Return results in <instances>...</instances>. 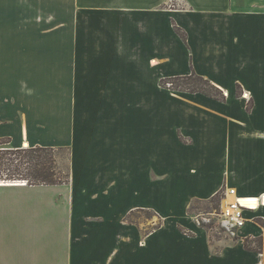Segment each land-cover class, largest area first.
I'll list each match as a JSON object with an SVG mask.
<instances>
[{"label": "crops", "instance_id": "1", "mask_svg": "<svg viewBox=\"0 0 264 264\" xmlns=\"http://www.w3.org/2000/svg\"><path fill=\"white\" fill-rule=\"evenodd\" d=\"M60 10L61 52L49 53ZM5 55L0 138L13 142L1 133L13 123L39 137L34 107L58 90L55 144L71 178L0 186V264H264L245 246L264 230V206L217 240L190 212L223 189L231 201L264 193V0H0ZM48 60L58 79L47 80ZM193 71L226 99L161 82ZM138 209L161 226L128 222Z\"/></svg>", "mask_w": 264, "mask_h": 264}, {"label": "rangeland", "instance_id": "2", "mask_svg": "<svg viewBox=\"0 0 264 264\" xmlns=\"http://www.w3.org/2000/svg\"><path fill=\"white\" fill-rule=\"evenodd\" d=\"M58 3L63 0H56ZM64 21V14L60 11H51V21H50V38H49V53L61 52V38L63 36L62 23ZM6 59L8 60L6 62ZM18 65L21 67H25V69L32 67V61L29 59H25L24 57H20L18 60ZM13 66L11 65V57L5 55L0 58V79H11ZM43 70V69H42ZM44 72V71H43ZM45 73V72H44ZM60 73V64L56 62H51L48 60V73L47 80L56 78L58 79ZM175 86L181 89V91L188 92H196L195 90H199V93H210L218 95V91L212 88L210 85H207L203 82H199L195 79H182L175 78L172 79ZM163 83V81L161 80ZM164 87L171 88V83H163ZM172 89V88H171ZM178 90V89H174ZM58 90L50 88L47 86L46 97L44 100H36L39 101V105L34 107L36 112L38 111L41 114L40 117L36 116V122L39 123L37 130H35L36 134L40 137L32 135L30 138L20 137L21 129L19 126H15V124L3 125L1 127V133H5L7 136L13 137V142H10V146L17 147L19 145L23 146L22 142L28 141L30 144L40 143V144H52L55 147L54 155H56L57 163L61 167V169L65 172H70V156L69 152L66 148H60L56 146V136H57V128H56V115L58 113L59 108V96L57 93ZM5 94L4 92H0ZM204 93V94H205ZM224 93V91H223ZM225 94V93H224ZM207 95V94H206ZM226 97V96H225ZM42 101V102H41ZM44 104V107H43ZM251 102L248 103V107H251ZM48 122L45 124L43 118ZM17 123V122H15ZM19 124V122L17 123ZM32 134V133H31ZM16 137V138H14ZM44 142H43V141ZM4 178V177H3ZM30 188V187H29ZM36 188L41 189V187L33 186L32 189L37 190ZM38 189V190H39ZM226 189L220 193L219 196L212 198L210 200H200V201H192L193 209L191 213H193L200 224H203L204 228L209 232V236L212 240H217L223 237H237L238 228L232 226L227 219L221 215V209L225 208V204L229 200L228 197L226 199H222V194ZM38 192V191H37ZM158 214L154 213L151 210H136V212H130L128 218L131 222H136L143 228V231L148 232L152 228H155L161 221L157 216ZM264 225V218H259ZM250 246L253 249H258L260 252L264 254V230L262 234L259 236H252L248 239Z\"/></svg>", "mask_w": 264, "mask_h": 264}, {"label": "trees", "instance_id": "3", "mask_svg": "<svg viewBox=\"0 0 264 264\" xmlns=\"http://www.w3.org/2000/svg\"><path fill=\"white\" fill-rule=\"evenodd\" d=\"M175 29L183 37V39L187 41V36L183 29L178 26H175ZM175 78L195 79L199 82H203L216 89V91H218V95L205 92L203 93L215 97L218 100L226 99L223 90L217 87L209 79L199 75L196 71H193L191 74L185 76L180 75L165 79L163 78L162 81L163 83L170 82V87L172 89L181 90L179 88L180 86L177 88L172 81V79ZM195 91L198 92L199 90ZM10 142H12L10 138H0V180L3 177L9 180L22 179L26 181L28 185H61L69 183L71 173L63 171L58 165L56 155H54L55 147L40 145L14 147L10 146ZM192 209L193 205L191 203L190 212ZM140 210L143 209H138V211ZM132 212H136V210ZM126 220L131 222L128 215L126 216ZM160 224L161 223H159L156 227L161 226ZM200 225L204 227L203 224ZM248 239L249 238H245V246L247 249L259 251L258 249H253L250 246Z\"/></svg>", "mask_w": 264, "mask_h": 264}, {"label": "built area", "instance_id": "4", "mask_svg": "<svg viewBox=\"0 0 264 264\" xmlns=\"http://www.w3.org/2000/svg\"><path fill=\"white\" fill-rule=\"evenodd\" d=\"M228 193H231L232 195H235V191L232 189H226L224 193L222 194V199H226ZM242 198H247L248 200H256L257 206H248L247 204L242 203L240 200ZM260 206H264V193H262L259 196L254 197H239L237 196L235 200L229 201L225 204V208L221 209V215L224 216L227 221L230 222L232 226H235L237 228L242 227L245 222L247 216L245 215L246 211H252L256 210Z\"/></svg>", "mask_w": 264, "mask_h": 264}, {"label": "bare ground", "instance_id": "5", "mask_svg": "<svg viewBox=\"0 0 264 264\" xmlns=\"http://www.w3.org/2000/svg\"><path fill=\"white\" fill-rule=\"evenodd\" d=\"M28 141H25V142H22V144H23V147H28V143H27ZM19 184H22V185H24V184H26V183H23L22 181L21 182H19V181H17V182H14V183H7V182H5V181H3V180H0V186H6V185H19ZM230 200H228L227 202H229ZM242 203H244V204H247L248 206H257V202H256V200H248L247 198H242L241 200H240Z\"/></svg>", "mask_w": 264, "mask_h": 264}, {"label": "water", "instance_id": "6", "mask_svg": "<svg viewBox=\"0 0 264 264\" xmlns=\"http://www.w3.org/2000/svg\"><path fill=\"white\" fill-rule=\"evenodd\" d=\"M1 180L5 181V182H7V183H14V182H17V181H19V182L22 181L23 183H26V181H24V180H22V179L9 180V179L2 178Z\"/></svg>", "mask_w": 264, "mask_h": 264}]
</instances>
